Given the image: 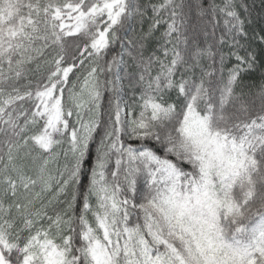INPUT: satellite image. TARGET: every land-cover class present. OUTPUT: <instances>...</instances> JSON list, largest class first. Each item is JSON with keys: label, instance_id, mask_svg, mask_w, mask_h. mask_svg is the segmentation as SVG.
Wrapping results in <instances>:
<instances>
[{"label": "snow or ice", "instance_id": "snow-or-ice-1", "mask_svg": "<svg viewBox=\"0 0 264 264\" xmlns=\"http://www.w3.org/2000/svg\"><path fill=\"white\" fill-rule=\"evenodd\" d=\"M0 264H264V0H0Z\"/></svg>", "mask_w": 264, "mask_h": 264}]
</instances>
